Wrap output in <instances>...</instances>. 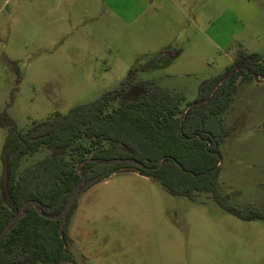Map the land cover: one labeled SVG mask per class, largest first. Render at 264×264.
I'll return each mask as SVG.
<instances>
[{"label":"rangeland","instance_id":"rangeland-1","mask_svg":"<svg viewBox=\"0 0 264 264\" xmlns=\"http://www.w3.org/2000/svg\"><path fill=\"white\" fill-rule=\"evenodd\" d=\"M165 48L176 55L137 78L192 101L199 83L240 53L264 59V0H0V179L8 120L23 133L65 114ZM257 80L238 78L220 113L228 132L218 145L219 190L239 209L264 210V78ZM53 150L26 155L17 172ZM66 237L72 261L60 264H264V218L240 219L208 192L194 200L169 194L136 171L81 189Z\"/></svg>","mask_w":264,"mask_h":264},{"label":"trees","instance_id":"trees-1","mask_svg":"<svg viewBox=\"0 0 264 264\" xmlns=\"http://www.w3.org/2000/svg\"><path fill=\"white\" fill-rule=\"evenodd\" d=\"M175 55L171 48L156 52L133 65L116 88L65 114L34 122L23 133L8 120L1 152L5 178L0 179V231L24 201L37 200L41 212L55 215L82 176L101 180L122 168H134L169 194L194 200L199 192H208L223 210L240 219L264 218V210L235 207L218 182V145L228 132L220 113L228 107L238 78H264V59L240 53L222 74L201 81L196 97L184 102L182 94L156 87L153 79L137 78L139 72L165 65ZM42 147L54 150L18 173L20 160ZM114 157L133 158L142 167L86 161L76 168L86 158ZM74 206L75 202L66 221ZM60 223L61 219L42 217L31 205L25 207L0 240V264L71 262L66 222L61 233Z\"/></svg>","mask_w":264,"mask_h":264},{"label":"water","instance_id":"water-1","mask_svg":"<svg viewBox=\"0 0 264 264\" xmlns=\"http://www.w3.org/2000/svg\"><path fill=\"white\" fill-rule=\"evenodd\" d=\"M86 161H91V162H97L100 165H113L115 163H127L129 165L132 166H136V167H142V164L133 159V158H119V157H114V158H108V159H97V158H86L83 161L79 162L76 165V168H78V166ZM119 171H135L134 168H122ZM5 178V171H2V175H1V179L4 180ZM97 177H91L89 179H86L85 176H82L81 179L73 186V188L71 189L70 193L67 196V199L62 207V209L55 215H48L44 212L40 211V203L37 200H32V199H28L26 201H24L19 208L17 209L16 213L13 214L8 221L3 225L1 231H0V240L1 238L5 235V233L9 230V228L11 227V225L18 219L20 218L23 213H24V209L25 207H27L28 205L33 206V208L44 218L50 219V220H58L61 219V223H60V227H59V232L61 233L62 228L66 222V217L67 214L69 212V210L71 209L73 203L75 202L76 198L79 196L80 194V190L86 188L88 185H90L91 183H93L94 181H96Z\"/></svg>","mask_w":264,"mask_h":264}]
</instances>
